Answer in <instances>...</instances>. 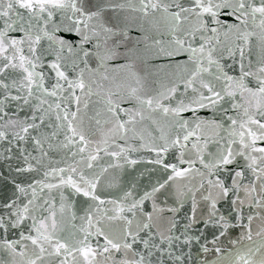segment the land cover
<instances>
[{"label":"snow or ice","instance_id":"1","mask_svg":"<svg viewBox=\"0 0 264 264\" xmlns=\"http://www.w3.org/2000/svg\"><path fill=\"white\" fill-rule=\"evenodd\" d=\"M0 264H264V0H0Z\"/></svg>","mask_w":264,"mask_h":264}]
</instances>
